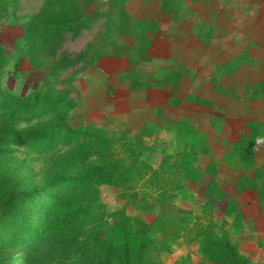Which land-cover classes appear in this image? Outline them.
Returning a JSON list of instances; mask_svg holds the SVG:
<instances>
[{"label": "rangeland", "instance_id": "obj_1", "mask_svg": "<svg viewBox=\"0 0 264 264\" xmlns=\"http://www.w3.org/2000/svg\"><path fill=\"white\" fill-rule=\"evenodd\" d=\"M187 5L173 22L161 0H0V264H264L253 176L264 142L252 167L230 157L244 123L264 120V93L251 89L264 78V0ZM136 25L150 45L131 63ZM241 52L252 65L217 92L215 67ZM12 134L45 137L17 145ZM120 166L147 174L99 181ZM145 238L164 250H142Z\"/></svg>", "mask_w": 264, "mask_h": 264}, {"label": "trees", "instance_id": "obj_2", "mask_svg": "<svg viewBox=\"0 0 264 264\" xmlns=\"http://www.w3.org/2000/svg\"><path fill=\"white\" fill-rule=\"evenodd\" d=\"M204 0H161V8H162V12L163 14L169 18L171 21H182L185 18V14H186V8L188 7L187 2L190 3H197V2H202ZM126 17L129 18V15L126 14ZM136 35H134V37H136V45L135 47H124L123 51H125V53L127 54L128 58L131 60V63H135V62H142L145 60H148L147 55H145V52L148 50L149 48V41L147 38V34L145 29L141 28L140 26L136 25ZM130 30V28H129ZM213 29H210L207 27V25L204 24H196L194 26V33L195 35L199 38V40L203 43H207L208 42V38L209 34L212 33ZM131 34V33H128ZM120 47L116 46L115 50L119 49ZM124 53V52H123ZM133 56V57H132ZM133 58V59H132ZM251 59H249L248 56H246L243 52H241L238 56L234 57L230 62H228L225 65L222 66H216L215 70L217 71V74H213V76H211V81L213 83V87L214 89H216V91L220 93L222 89L221 86V78H226L229 79L231 78L232 75L238 73L241 68H243L244 66H251L253 62H250ZM20 62L21 59L17 58L16 62H15V70H18L19 66H20ZM170 75L167 76L164 81L167 83H170L172 87V93H171V99L177 100L176 98V93L178 92L179 89V85H180V81L183 79L184 73L180 72L178 70L175 71H170L169 73ZM251 89H255L254 91H258L260 90V92L264 93V78L262 81H260L258 84L254 85L253 87H251ZM187 100H191L192 102L199 104V105H206L207 107H211L213 106L212 103L208 100H204L203 98L199 97V96H190V95H186ZM172 101V102H173ZM160 118L163 121L169 122V124L172 127L175 128H181V127H185V130L188 132V135L192 134V131H194L191 126H186L185 123L178 119V120H174L171 118H168L165 115V113L160 110ZM60 125H62V122L60 121L59 123ZM162 129L164 128V125H162ZM244 132L243 134L240 136V138H238V140H236V142L233 145L232 151H231V158H235L233 160H238L241 164H244L247 167H252L255 164V153L257 151V147L258 144L260 142H264V120L255 118V119H250L247 120L244 123ZM202 138V140H204V138L202 137L201 134H199ZM45 136H41L38 134H28L26 136H21L20 134H12L11 135V140L17 144V145H24L26 144L28 139H36V138H44ZM0 142H1V137H0ZM202 149L203 152L206 150H208L206 148V145L204 143V145L202 144ZM114 169V168H113ZM112 169V170H113ZM147 173L145 171L141 170V166H137V167H133V168H128V169H124V167H118V169L116 168L115 170L111 171H103L101 173H99V177H100V182L102 183H110V180H114V178H121V179H125L128 181H131L132 179L138 178V179H142L144 178V176ZM253 176L255 177V179H257V181H259L260 184H262L264 181V166L260 167L258 169H255V167L253 168ZM264 184V183H263ZM144 244L141 246L142 250H154L156 252H162L164 250V245H158V244H154L152 241L147 240L146 238L144 239ZM214 248L217 251H222L220 247L214 246ZM127 264V263H125Z\"/></svg>", "mask_w": 264, "mask_h": 264}]
</instances>
